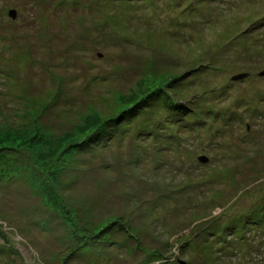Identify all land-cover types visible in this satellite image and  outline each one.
Instances as JSON below:
<instances>
[{
	"label": "rangeland",
	"instance_id": "rangeland-1",
	"mask_svg": "<svg viewBox=\"0 0 264 264\" xmlns=\"http://www.w3.org/2000/svg\"><path fill=\"white\" fill-rule=\"evenodd\" d=\"M262 71L264 0H0V264H264Z\"/></svg>",
	"mask_w": 264,
	"mask_h": 264
},
{
	"label": "trees",
	"instance_id": "trees-1",
	"mask_svg": "<svg viewBox=\"0 0 264 264\" xmlns=\"http://www.w3.org/2000/svg\"><path fill=\"white\" fill-rule=\"evenodd\" d=\"M157 91L158 90H152L150 93H148L142 99H138L137 101H135V105H142V104L151 103L152 102V98L154 97V94ZM147 96L150 97L149 100H146ZM173 106L177 107V108L181 107V105L179 103H174ZM176 112H178V111H176ZM181 113H183V112H181ZM121 121L122 120L119 119V115L117 117H113V118H109V119L105 120L104 122H102L101 125H99L95 129V131H93L92 134H94V135L88 141H80L78 146L81 147V148L89 147V146H92L95 143V141L98 140V139H106V138H108L111 135L110 134V130L113 127L117 128L118 125L121 123ZM3 148L8 149V147H3ZM15 168H16V164L9 163V162H5L2 166H0V182L3 183L5 181L6 183H8L10 181V178L12 176H14ZM96 236H97V234H95L94 236L85 237L84 240L87 241L89 239L95 238ZM0 237L1 238H6V236L4 235V233H3V231L1 229H0ZM82 240H83V238H81L78 241L80 244L76 245L77 247L82 244V242H80Z\"/></svg>",
	"mask_w": 264,
	"mask_h": 264
},
{
	"label": "water",
	"instance_id": "water-1",
	"mask_svg": "<svg viewBox=\"0 0 264 264\" xmlns=\"http://www.w3.org/2000/svg\"><path fill=\"white\" fill-rule=\"evenodd\" d=\"M9 12H10V13H9L10 16L15 17L16 13H15L14 10H10ZM260 75L264 76V71H262V72L260 73ZM244 76H245V74L238 75V77H241V78L244 77ZM234 78H235V77H234ZM200 160H202V161H206L205 158H200ZM181 264H185V263H184V262H181Z\"/></svg>",
	"mask_w": 264,
	"mask_h": 264
}]
</instances>
